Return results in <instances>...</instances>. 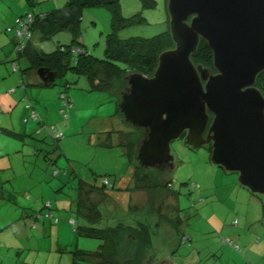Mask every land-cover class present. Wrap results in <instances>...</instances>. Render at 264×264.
I'll return each instance as SVG.
<instances>
[{
  "label": "rangeland",
  "instance_id": "1",
  "mask_svg": "<svg viewBox=\"0 0 264 264\" xmlns=\"http://www.w3.org/2000/svg\"><path fill=\"white\" fill-rule=\"evenodd\" d=\"M118 1L120 15L132 17L133 21L117 29L112 26V6L90 7L83 13L78 40L92 55L104 59L111 37L150 39L161 35L163 45L169 47L172 37L168 0H154V5H147L145 0ZM14 2L11 5L0 0V59L13 74L7 78L0 76V87L24 89L23 86H28L25 83H32V78L38 80L39 75L37 71L23 73L29 62L26 57H18L15 31L7 30L15 25L8 23L15 19L16 13L25 14L21 10L23 1ZM65 3L66 0H35L32 5L26 0L30 11L36 14L50 12ZM73 38L72 32L62 30L48 41H41L34 34L33 43L37 49L55 52L59 44H69ZM12 60L19 66L16 71L12 69ZM129 69V73L138 71ZM87 78L70 71L66 75L62 73L50 86H29V95L19 101L14 113L15 129L25 134L20 140L27 144L0 133V156L7 154L4 157L12 160V168L0 172L3 194L0 223H11V233H7V239L3 240L7 243L0 251V258L10 257L4 258L3 264H23L21 261H25L31 247L36 249V264H73L72 251L97 250L101 244L100 238L76 228L105 227L115 224L120 217L131 224L136 220L151 224L152 247L159 249L158 256L169 255L179 264H264V195L240 184L238 173L214 164L210 145L193 148L185 143L184 137L171 144L176 162L173 171L143 170L150 173V181L146 184L137 179L135 183L131 175L137 162H131L125 143L115 130L126 131L134 142L140 140L143 131L116 113L115 94L97 90ZM67 81L72 84L67 89L72 102L69 118H65L67 105L61 98ZM126 85L124 81H113V92L117 94ZM26 104L31 105V111L36 110V118L31 112L25 119L30 123H24L19 114V108ZM0 119H4L1 113ZM32 122L36 123L34 130L30 126ZM81 180L99 186L105 184L109 189L106 194L92 193L93 202H100L98 223L89 224L85 214L79 211L80 206L86 207L85 200L83 203L79 200ZM46 201L51 205L43 207ZM47 214L52 218L46 217ZM27 215H30L28 220ZM33 220L35 229L30 231ZM175 231L186 235L187 243L178 244ZM122 243L120 263L133 256L135 240L127 236Z\"/></svg>",
  "mask_w": 264,
  "mask_h": 264
},
{
  "label": "water",
  "instance_id": "2",
  "mask_svg": "<svg viewBox=\"0 0 264 264\" xmlns=\"http://www.w3.org/2000/svg\"><path fill=\"white\" fill-rule=\"evenodd\" d=\"M174 45L159 54L152 76H125L117 93L125 120L143 131L134 160L147 170L173 171L172 142L212 145L211 160L253 193L264 195V0H168ZM205 40L213 65L193 55ZM48 84L55 71H37ZM211 113L213 118H211ZM142 264H179L152 247Z\"/></svg>",
  "mask_w": 264,
  "mask_h": 264
},
{
  "label": "trees",
  "instance_id": "3",
  "mask_svg": "<svg viewBox=\"0 0 264 264\" xmlns=\"http://www.w3.org/2000/svg\"><path fill=\"white\" fill-rule=\"evenodd\" d=\"M145 2H147V5L155 4L154 0H145ZM108 5L114 8L112 23L114 29H117V27L121 24L128 25L131 21H133L132 17L126 18L120 15L118 11L120 3L118 0H66L65 5L56 8L51 12L36 14L32 11H27L25 14L21 15L24 16L27 13H32L34 17L31 25L32 36L26 41V44L22 49L18 47L19 42L15 32V50L18 53V57H26L29 62L28 67L22 69L23 73L45 67L55 71L57 77H59L62 73L66 75L68 72L72 71L78 76H87V79H89L90 82H93V86L97 90H105L115 94L116 96L117 94L113 92V81L117 80L126 82L125 76L131 71L129 68L138 70L146 75H152L158 64L159 54L164 49L174 45L171 38L169 39L170 45L168 47L163 45L161 35L150 39L132 37L124 40L115 39L110 36V43L106 49V56L104 59H100L92 55L86 49V46L78 40V35L80 33L79 25L85 9ZM14 24V26H9L13 28V30H11L12 32L15 31L16 20ZM8 28L7 30L9 31ZM62 30L72 32L74 38L69 44H59L55 52H46L42 49H37L33 43L34 34H38L41 41H48L51 40L57 32ZM193 60L196 63H203L208 66L213 65V51L205 40L202 39L197 52L193 55ZM12 63V69L14 71L18 70L19 66L17 62L12 60ZM55 80L48 84H45L41 80L39 85L50 86L54 84ZM65 85V89L61 91V98L67 102V109L64 108V112L67 114L65 118H69V110L72 108V102L70 96L67 94V89L70 88L72 84L67 81ZM256 85L262 90V92H264V73L259 75ZM27 107L31 108V105H27ZM33 111L36 110L34 109ZM116 113L121 112L117 109ZM0 131L13 137L20 135L24 138L25 135L1 125ZM115 132L120 133L122 143H125V149L131 162L136 164L134 154L137 142L132 141L129 136L130 134L126 133V131L123 132L115 130ZM59 137L60 136H56V139H60ZM51 152L53 153L54 150L51 149ZM50 161L52 163L54 162L52 158ZM132 170L133 175H131V177L135 179V183L138 179L139 181L148 184L150 181V173L148 171H143L147 169H144L136 164ZM153 170H156L159 173L168 172L158 169ZM167 183L170 186L169 189H171L172 180L170 178L167 180ZM156 186L159 187L160 183H157ZM154 188L157 189L156 187ZM106 190L109 189L105 184L99 186L97 184L85 183L81 180L79 186V200H82L81 203L85 200L86 207L82 208L80 206L79 211L85 214L90 222H88L89 224L101 221L99 220L101 212L98 209L100 202H93L92 193L96 191H103L102 193L106 194ZM176 195L178 196L177 193ZM50 205L51 202L46 201L43 207H48ZM49 216L52 218L51 214L46 215V217ZM176 219L178 220V217ZM33 225L35 227V220H33ZM76 229H83V231L87 232V235L100 238L101 244L97 250H85L78 248L75 252L72 251L74 253L73 264H142L144 259H146L149 254V249H152L151 247L153 246L154 233L151 228V224L144 221L136 220L134 224H131L127 223L120 217L117 218L115 224L113 225L108 224L105 227L99 228H97V226L93 228L85 226L79 228L78 226ZM175 232L178 244L187 243L189 238L186 235H182L177 231ZM127 236L132 237V239L135 240V245L132 248V250H134L133 256L129 258L127 262L124 261L123 263H120L118 255L121 253V244L123 245L124 243H122V241H125ZM236 246L239 248L238 245Z\"/></svg>",
  "mask_w": 264,
  "mask_h": 264
},
{
  "label": "crops",
  "instance_id": "4",
  "mask_svg": "<svg viewBox=\"0 0 264 264\" xmlns=\"http://www.w3.org/2000/svg\"><path fill=\"white\" fill-rule=\"evenodd\" d=\"M7 1L11 5L12 4L14 5V3H15L14 0H7ZM22 1H23V3H22V9H21V10H23L22 12L25 13L28 10L30 11L29 6L26 4V0H22ZM29 2L32 5L35 4V0H29ZM55 9H53V10H55ZM53 10H51V11H53ZM17 16H19V14L16 13L15 14V19H16ZM15 19L14 20H13V18L10 19L9 20L10 23H8V24H11V25L14 24ZM8 24H7V21H5L6 27L8 26ZM12 41L14 43V38L12 39ZM8 43H9V41H7L3 46L7 45ZM2 61H3V59H0V65H3L4 64V63H2ZM0 67H2V66H0ZM3 67H4V65H3ZM32 71H38V70L35 69V70H32ZM32 71H27L26 73H30ZM11 75H13V74L10 73L8 66H6L2 70H0V76H2V78H7V77H9ZM30 80L32 81V83H30V82L25 83L28 86H23L24 89H19L18 87L17 88L11 87L9 89L6 88L5 86L0 87V113L4 115V119L3 120L0 119V125L1 126L16 131V129H15V121H14V113L16 112V109H18V107L20 105L19 101L22 98L25 99V97L29 95V92H30L29 91V86H33V87H36V86L43 87V86H40L39 85V82L41 81L40 76H39L38 80H35L34 78H32ZM17 81H18V79H15L14 78V82L15 83H18ZM15 83H12V84H15ZM20 83H21V79H20ZM27 105L28 104L24 105V108H19V114L21 116L20 118L23 120L24 123H30V120H28L27 122H25L26 121L25 119H28L29 113H31L30 107H27ZM30 126H31V129L34 130L36 128V123L35 122H32ZM0 133H3V132L0 131ZM18 133H20V132H18ZM5 135H9V134H6L5 133ZM9 136H11V135H9ZM14 139H17V140L21 141L22 143H24L22 140H20V139H23L20 135L19 136H15ZM24 144H27V143H24ZM4 156H7V154L0 156V158L3 157V158L0 159V172H2L5 169L12 168V165H11L12 164V160H11V158H7V157H4ZM0 195L3 196L2 193H0ZM28 219H30V215H27L26 220H28ZM8 223L3 224V225H1V223H0V225H1V227H0V251H1V248L2 247H5L3 244L7 243L6 241H3V240H6L7 239V237H8V234L7 233L11 231L10 230L11 223L10 224H8ZM32 223H33V221H32ZM35 223H36V221H35ZM33 226H30L29 227V230L30 231H32V230L35 229V227L33 228ZM2 235H3V237H2ZM25 249L26 248H23L22 250H25ZM7 253L10 254V251H7ZM9 257H10V255H4V256L2 255L1 258H0V264H3L5 262L4 261V258L5 259H8ZM12 258H14V257H12ZM24 260L25 261H21V263H23V264L24 263L36 264V249L34 247H31L30 250H28V252L26 253V256H25V259Z\"/></svg>",
  "mask_w": 264,
  "mask_h": 264
},
{
  "label": "built area",
  "instance_id": "5",
  "mask_svg": "<svg viewBox=\"0 0 264 264\" xmlns=\"http://www.w3.org/2000/svg\"><path fill=\"white\" fill-rule=\"evenodd\" d=\"M33 19H34V17H33L32 13H27L26 15L19 16L16 19L15 32H16L18 42H19L18 47L20 49H22L25 46L26 41L28 39H30L32 36L31 25H32ZM8 29H9V31L13 30L12 27H9ZM65 103L67 104V102H65ZM64 114H65V116H67V114L65 112H64ZM32 115H33V117L36 118V111H34L32 113ZM105 183L106 184L108 183L107 179L105 180Z\"/></svg>",
  "mask_w": 264,
  "mask_h": 264
},
{
  "label": "flooded vegetation",
  "instance_id": "6",
  "mask_svg": "<svg viewBox=\"0 0 264 264\" xmlns=\"http://www.w3.org/2000/svg\"><path fill=\"white\" fill-rule=\"evenodd\" d=\"M258 79V78H257ZM257 83V82H256ZM258 87V86H257ZM259 88V87H258ZM264 93V92H263ZM211 118H213V114L211 113ZM184 137V136H183ZM211 150H212V145H211Z\"/></svg>",
  "mask_w": 264,
  "mask_h": 264
}]
</instances>
